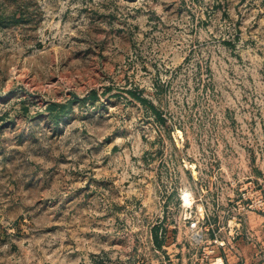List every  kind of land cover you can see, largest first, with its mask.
Returning <instances> with one entry per match:
<instances>
[{
	"label": "rangeland",
	"instance_id": "obj_1",
	"mask_svg": "<svg viewBox=\"0 0 264 264\" xmlns=\"http://www.w3.org/2000/svg\"><path fill=\"white\" fill-rule=\"evenodd\" d=\"M216 256L264 264V0H0V264Z\"/></svg>",
	"mask_w": 264,
	"mask_h": 264
},
{
	"label": "trees",
	"instance_id": "obj_2",
	"mask_svg": "<svg viewBox=\"0 0 264 264\" xmlns=\"http://www.w3.org/2000/svg\"><path fill=\"white\" fill-rule=\"evenodd\" d=\"M130 93H131V95L133 97H135L136 99H138L142 103H144V104H147L148 103V100L145 99V98H143V97H141L140 94H138L136 92H133V91H130ZM96 98H97V92H96V90H93V91H91V93L87 97L83 98L82 100H84V101L85 100H88V99L95 100ZM71 103H73V101ZM67 106H68L67 104H60V103L52 102V103H50L47 106V109L49 110L50 113H58V112L65 113V112L68 111V110H66ZM151 106H152V109H153L156 117L159 118L160 117L159 112L156 110V108H155L154 105H151ZM153 229H154V239H155V243H157V246L160 247L162 243H161V240H159L158 228L157 227H154Z\"/></svg>",
	"mask_w": 264,
	"mask_h": 264
},
{
	"label": "crops",
	"instance_id": "obj_3",
	"mask_svg": "<svg viewBox=\"0 0 264 264\" xmlns=\"http://www.w3.org/2000/svg\"><path fill=\"white\" fill-rule=\"evenodd\" d=\"M222 249L224 248L223 246H221ZM232 264H247L248 260L244 259V258H232ZM220 261V264H230V260L228 258H224L223 256H216L213 261L212 264H219L218 262Z\"/></svg>",
	"mask_w": 264,
	"mask_h": 264
},
{
	"label": "built area",
	"instance_id": "obj_4",
	"mask_svg": "<svg viewBox=\"0 0 264 264\" xmlns=\"http://www.w3.org/2000/svg\"><path fill=\"white\" fill-rule=\"evenodd\" d=\"M214 250L213 249H211V251L210 252H213Z\"/></svg>",
	"mask_w": 264,
	"mask_h": 264
}]
</instances>
